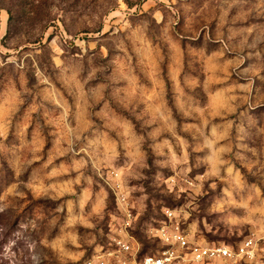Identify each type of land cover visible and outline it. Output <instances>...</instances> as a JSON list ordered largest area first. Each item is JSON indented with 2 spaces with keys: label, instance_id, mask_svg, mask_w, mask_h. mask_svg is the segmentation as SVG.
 Masks as SVG:
<instances>
[{
  "label": "rangeland",
  "instance_id": "obj_1",
  "mask_svg": "<svg viewBox=\"0 0 264 264\" xmlns=\"http://www.w3.org/2000/svg\"><path fill=\"white\" fill-rule=\"evenodd\" d=\"M191 242L264 264V0H0V264ZM222 264L218 258L203 263Z\"/></svg>",
  "mask_w": 264,
  "mask_h": 264
},
{
  "label": "built area",
  "instance_id": "obj_2",
  "mask_svg": "<svg viewBox=\"0 0 264 264\" xmlns=\"http://www.w3.org/2000/svg\"><path fill=\"white\" fill-rule=\"evenodd\" d=\"M101 177L109 185L122 211L119 228L124 233L113 235L106 248L92 253L82 264H173L185 260L203 263L213 258L220 259L222 264H232L241 257L254 255L251 237L243 238L234 247L191 242L175 211L168 207L163 211L165 220L155 229L164 247L155 254H141L133 246V236L129 233L134 218L133 205L127 192L122 189L120 175L116 170L109 169Z\"/></svg>",
  "mask_w": 264,
  "mask_h": 264
}]
</instances>
